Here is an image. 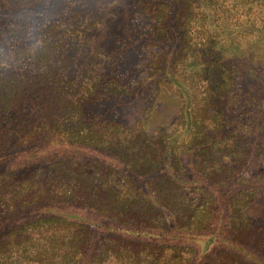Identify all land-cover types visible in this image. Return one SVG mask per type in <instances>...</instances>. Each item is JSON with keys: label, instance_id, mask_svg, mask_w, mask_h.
Instances as JSON below:
<instances>
[{"label": "trees", "instance_id": "obj_1", "mask_svg": "<svg viewBox=\"0 0 264 264\" xmlns=\"http://www.w3.org/2000/svg\"><path fill=\"white\" fill-rule=\"evenodd\" d=\"M150 1L156 3L154 4L156 9H161L164 13L163 22L156 27L158 31L155 29L156 35H168L177 31L185 44L189 40L184 39L186 36L193 37L192 34L195 35V47L193 42H190L188 44L191 46L188 49L181 45L174 47L173 52L171 49L172 57L165 62L163 69V73L170 83L178 86L182 91L183 106L179 116L182 130L179 133L172 130L169 134L171 129L164 126L151 130L150 126H145L143 123L144 119L138 120L135 125H130L119 118L117 113L120 112V109L115 110L114 114L108 113L111 112L110 109H105L101 113L93 110L90 106L99 104L105 97L117 98L120 92L122 94L126 91L130 92L131 86H143L148 78L144 77L143 81L128 86V82L124 81L125 78L119 79L118 72L110 70L104 77L103 87L100 89L98 88L100 76L82 80L73 72L67 75L63 70L71 71L75 67L74 60L81 52L84 43L75 42L74 46H77L75 52H71V49L65 45L55 43L53 38L59 35L60 31L57 32L56 28H59L60 24L51 23L41 42L33 44L30 42L33 32L29 30L28 26H25L28 19L27 14L32 12L28 10L25 11L27 18L23 17L24 15L23 18H13L11 26L0 31L2 43H5V53L13 59L9 65H15L10 68L9 73L3 71L4 67L0 68V261L20 264L21 252H24L23 256L26 258L39 255L40 250L33 240L38 242L41 237L46 241L47 234L44 231L49 227L72 225L93 228L101 225L107 231H113L122 224L121 228L128 227V230L135 228L145 230L149 233L148 238L160 239L164 234L167 238L163 243H166L167 248L174 247L168 246V243L183 245L188 242V247L193 250V246L203 243L201 250H197L196 257L194 259L192 257V264H200L210 251L209 248L216 244V240L224 245V249L218 252L216 258L222 255L225 258L235 256L241 260V264H264V230L250 215L256 203L250 204V202L255 194H259L258 186L263 184L260 178H264V175H256L251 177L250 181L241 182L242 230L241 243H239V240H227L222 236H217V230L210 232L212 234L206 233L210 231L211 218L217 209L216 191L223 186L213 184V189L203 183V180H187L179 172V168H183V148L207 154L211 148H214L213 146L221 147V144L226 141L224 137L220 136L218 140H215L216 142L213 139L209 140L211 127L208 124V119L211 118V113L203 108L202 97L198 90L199 85H204L203 82L208 79L206 75L209 64L207 58H203V55L208 53L206 52L207 46L210 45L211 51L215 52L216 56L223 53L218 59L225 58L228 54L239 55L241 59L236 65L231 59V65L226 61L219 65L221 70L215 74L218 77L216 83L218 88L216 90L209 89L210 93L213 91L217 95L219 91H225L222 85L227 88L226 84L228 83L226 82L232 76L229 73L231 72L230 68L241 74V90L244 78L255 79L263 85L261 73L264 72V14H261L263 13L261 7H264V0H229L233 1L232 4L235 6L241 4L240 8L237 7L241 15L240 23L237 27L235 26L239 29L238 33H235L234 26L230 22L223 30H220L222 26L217 14L211 11L214 8L223 9L224 0L220 2L198 0V4L196 0ZM180 2L181 8L189 5V10H181L183 13L181 16L184 19L177 26H172V15L169 16V12L173 6ZM206 6L212 8L208 10ZM257 8L261 12L257 11ZM199 12L206 14L205 20L197 19L196 13ZM209 12L213 15V19L209 18ZM260 14L261 16H259ZM72 20V17L63 19L65 29L62 35L69 37L78 32V30L72 29ZM200 28L204 30V34L199 33ZM228 30L229 35L225 40L217 38L223 37ZM20 37L27 38V46L19 48L25 55L19 60L20 51L14 43H17V38L19 40ZM212 37L214 38L212 39ZM236 37H241V40ZM10 38L11 41H9ZM1 46L3 48V45ZM180 59L183 63L189 60L193 73L180 77V73L173 70L171 66H177ZM196 68L200 71L197 72ZM205 90L202 88L200 93ZM205 98H208V95ZM255 106L262 108L260 113L264 110V94L259 99L254 94L248 97L241 92V115L250 117L256 112ZM218 108L220 109V107ZM217 115L219 114L217 113ZM262 117L263 121L256 120L253 123L254 129L250 128L248 131V134L253 131V136H248L241 142V175L247 174L248 170L252 172V165L256 161L263 159L264 167V158L256 152L259 146L263 145L260 135L264 134V113ZM184 132L189 134V141L183 140L178 143L176 137ZM137 138L138 140H136ZM134 140L136 141L133 148L139 153L138 156H141V151H144L146 147L155 151L153 154L144 153L151 163V168L146 176L165 177L171 184L169 193L173 190L170 195H164V192L159 190L154 191L150 185L142 187L134 185V182L126 175L112 173L115 167L106 162L105 164L90 158V161L93 160L95 165L102 168L104 173H100L99 176L95 170L81 169L80 164L75 163L82 157L88 160L89 157L86 154L92 150L118 157L115 150L116 145L123 146L132 143L131 141L134 142ZM42 145L52 151L47 152L48 154L43 153L46 158L41 159V162H44L42 166L34 165L32 161L38 154L24 153L34 146ZM65 150H69V152H64ZM151 156H153L152 159H150ZM225 156L232 157L233 153L226 147L220 148L218 158L224 160ZM205 157V159H209L213 158V155H210L209 158L207 155ZM146 158L143 156L139 164L146 163L148 161ZM80 162L87 164L84 160H80ZM132 165L130 162L129 166L132 167ZM45 171L46 174H44ZM84 171L87 175L86 180H77L76 183L70 184V179L76 181L80 172ZM232 171L233 169L228 172L229 176L231 173L233 175ZM58 174L65 176L64 183L68 189H74L73 194L77 199H84L86 204L93 203L95 205L94 209H87L91 214L81 221L72 219L63 212L42 213L32 219H24L23 222L13 220L19 214L12 215V212L36 204L84 208L82 205L84 203L60 202L65 194L67 197V188L60 194L48 192L46 183L53 182L52 177ZM96 176L103 177V181L95 183ZM107 177L108 179H106ZM41 181L46 183H39ZM91 187L95 189L91 190L90 195L85 194ZM194 187L202 190L204 196L196 206L193 201L189 204L190 210L188 211L192 215L182 220L180 212L183 209L182 206L177 205L174 193L177 190L182 192V190L194 189ZM203 187L204 189H202ZM124 188L128 192L126 190L127 193L121 196ZM116 195H120L119 200ZM140 198H144V200L139 202ZM233 203L231 201L228 206ZM153 211L163 219L164 226L148 222L150 218H153ZM198 213L206 216L205 224L198 223L199 218L196 216ZM94 217L103 218V220H101L102 222L96 221ZM6 221L12 224L9 227L5 226ZM117 222L121 224H117ZM36 229H38V236L34 237L31 234ZM20 233H22L20 235L22 237L18 236ZM126 234L131 235L132 231H127ZM38 244L41 243L38 242ZM76 252V250L68 249L61 257L64 262L74 261ZM47 258L49 257L47 256ZM216 258L208 259L203 264L208 262L222 264L219 259L214 261Z\"/></svg>", "mask_w": 264, "mask_h": 264}, {"label": "rangeland", "instance_id": "obj_2", "mask_svg": "<svg viewBox=\"0 0 264 264\" xmlns=\"http://www.w3.org/2000/svg\"><path fill=\"white\" fill-rule=\"evenodd\" d=\"M196 1L198 4V0ZM217 1L220 2L221 0H214V2ZM224 1L223 9L214 8L211 11L217 14V18L222 26L220 30H223L228 22H230L234 26L233 30L235 33H238L239 29L236 27L240 23L241 15L237 7L240 8L241 4H236L235 6L232 4L233 1ZM154 4L156 3L150 0H0V31L11 26L13 18H27L28 15L25 26H28L29 30L33 32V38L30 42L37 44L46 36V30L51 23L60 24V27L56 28L57 32L60 31L59 35L53 38L55 43L69 47L71 52H75V47H77L74 46L75 42L80 41L84 43L81 47V52L77 54V58L74 60L75 67L71 71L63 70L67 75L73 72L77 77L82 78V80L100 76L98 83V88L100 89L103 87L102 82H104V77L107 76L110 70H116L119 74V79L123 80L125 78L124 81L126 83L128 82V86L143 81L144 77L148 78V81L143 86H131L132 88H128L130 92L126 91L123 94L120 92L117 98L105 97L99 104L90 106L93 110L101 113L105 109H110L111 112L109 111L108 113H113L115 110L120 109V112L117 113L119 114V118L130 125H135L138 120L144 119L143 123L145 126H150L151 130L155 127L164 126L165 128L171 129L169 134L172 130L179 133L182 130V123L179 117L183 106L182 91L178 86L170 83L163 73V69L165 62L172 57L171 49L173 52L174 47L177 45L184 46V48L188 49L191 46L188 43L193 42L194 45L195 35L192 34L193 37L186 36L184 39H189L186 44L177 31H173L168 35H156V31H158L156 27L159 23L163 22L164 13L161 9L157 10ZM211 8L210 6H206L208 10ZM261 8L263 9V13L261 14H264V7ZM28 10L32 12L25 16V11ZM181 10H189V5L181 8L180 2L170 9L169 16L172 15V26H177L184 19L181 16L183 14ZM256 10L261 12L259 8ZM71 17L73 18L71 21L73 24L72 29L78 30V32L68 37L67 35H62L65 29L63 19H69ZM196 17L202 21V19L205 20L206 14L199 12L196 13ZM209 18L213 19L211 13ZM199 33L204 34L205 32L200 28ZM228 35L229 30L223 37L217 38L225 40ZM236 38L241 40V37ZM0 39V68L4 67L3 71L9 73L10 68H13L15 65H9L13 59L5 53V43H2V38ZM9 41H11V38ZM1 45H3V48ZM14 45H17L20 51L18 59L20 60L22 57H25L19 48L27 46V38L23 39L20 37L19 40L17 38V43H14ZM210 48V45H208L206 48V52L208 53L203 55V58H207L209 64L208 74L206 75L208 79L203 82L205 83L204 85H199L200 88L198 90L202 97L201 104H203V108H206L208 110L207 112L211 113V118L208 119V124L211 127L209 140L213 139L216 142L215 140H218L220 136L224 137L226 141L224 144H221V147L213 146L214 148H211L207 154L188 151L183 148V168H179V172L187 180H203V183L212 188L213 184L223 186L219 187L218 191H216L215 204L217 205V209L211 218L210 231L206 233L217 230V236H222L227 240H239V243H241V182L250 181L251 177H255L256 175H264L263 159L256 161L257 163L254 162L252 172L248 170L247 174L241 175V142L247 139L248 136H253V131L249 134L248 131L250 128L254 129L253 123L256 120H259V122L263 121L262 116L264 113V110L260 113L262 110L261 107L255 106L256 112L250 117L241 115V92L248 97L254 94L261 99L264 94V72L261 73L263 76V85L255 79L244 78L241 90V74H238L235 69L230 68L231 72L229 73L232 76L226 82L228 83L226 84L227 88L225 85H222L225 91L220 89L223 91H219L217 95L213 91L210 93L209 89L216 90L218 88L216 84L218 77L215 74L221 70L219 65L224 64V61L231 65L230 59L234 65L239 64L241 61L240 56L234 54H228L225 58L218 59L223 53H219L216 56L215 52L213 53ZM171 67L176 73H180V77L193 73V68L190 66L189 60L183 63L180 59L177 66L172 65ZM196 71L199 72L200 70L196 68ZM194 75L197 76L198 74ZM202 88L206 90L200 93ZM207 95L208 98L204 99ZM260 136H262L263 145L259 146L256 152L264 158V134ZM184 137L186 138L184 139ZM176 139L178 143H181L183 140L189 141L190 137L188 133L184 132L178 134ZM136 140L123 146L116 145L115 150L119 158L106 155L101 151L97 152L92 150L88 152L89 154H86L89 157L88 160H85L80 155L82 157L80 160H84L87 164L81 163L80 160L75 161V163L80 164L81 169L87 170L88 168L95 170L99 176L100 173L104 172L102 168L94 164L93 160L90 161V158L104 163L106 162L115 167L112 173L126 175L134 182V185L139 187L150 185L154 188L152 190H159L164 192V195H170L173 190L169 193L171 184L167 182L165 177L146 176L148 170L151 168V163L145 157L146 155L144 153L153 154L155 151L150 150L144 145L146 147L145 150L141 151V156H138L139 153L133 148ZM225 147L231 150L233 156H225L224 160L219 159L220 148ZM69 150H65L64 152H69ZM50 151L52 150L42 145L34 146L24 154H38L32 162L34 165L38 164L42 166L44 162L42 163L41 159L46 158L43 153L48 154L47 152ZM206 155L208 158L210 155H213V158L205 159ZM143 156L148 161L139 164ZM152 158L153 156L150 157V159ZM130 162L133 164L132 167L129 166ZM62 167L65 166L62 165ZM231 169H233V175L231 173L229 176L228 172ZM85 172H80L81 174H79V178L76 181L69 178L70 184L76 183L77 180H86L87 175ZM44 174H46V171ZM98 176L94 179L95 183L103 181V177L99 178ZM114 176L116 177L115 174ZM65 179V176L58 174L52 177L53 182L49 181V183H46L41 181L39 183H46L48 192L60 194L61 191L64 192L67 188L64 183ZM260 181L263 184L258 186L259 194H255L253 200L250 202V204L256 202L250 215L256 221L257 225H261L264 230V178H260ZM206 185L204 186L206 187ZM125 188L121 196L128 192L127 189L126 192ZM93 189L95 188L91 187L85 194L90 195ZM73 190V188L71 190L67 188V197L65 194V197L60 202L68 204L72 202L75 204L84 203L82 204L84 208L66 207L64 205L56 207L53 204L42 206L36 204L12 212V215L19 214L13 220L23 222L24 219H32V217L42 213L47 214L52 212H63V214L77 221L84 220V218L91 214L88 210H92L91 208L95 205L93 203L86 204V200L84 199H77L73 194ZM117 196L116 198L119 200L120 195ZM203 196L202 190L196 189L195 187L194 189L182 190V192L179 190L175 191V201L183 209L180 212V215H182L180 219L184 220L190 217L192 213L188 211L190 210L189 204L193 201V204L196 206L201 202ZM230 197L231 199H229ZM143 200L144 198H140L138 201L142 202ZM231 201L234 203L228 206ZM176 209L178 210L177 207ZM152 215L153 218H150L148 222H152L158 226L165 225L159 214H155L153 211ZM196 216L199 218L198 223H206L204 220L206 216L204 214L199 215L198 213ZM94 218L96 221L103 220V218ZM11 224L6 221L5 226L9 227ZM117 224L121 223L117 222ZM121 225H118L119 228L113 231H107L101 225L100 227L93 228L89 226L82 228L72 225L68 227L59 226L57 228L49 227L44 231L47 234L46 241L41 237H39L40 241H38L41 244L33 240L35 245H38L37 248L40 250V254L26 258L23 256L24 252H21L20 264H192V257L193 259L196 257L197 250H201L203 244H196L193 246V250L188 247V242L183 245L181 243H179L180 245L168 243V246L174 247L167 248L166 243H163L167 237L163 233L160 239L148 238L149 233L145 230L137 228L128 230V227L121 228ZM127 231H132V236L126 234ZM20 235L22 233L18 235L22 237ZM31 235L37 237L38 229L33 230ZM35 245L29 246L36 247ZM223 246L222 243L216 240V244L209 248L210 251L200 264H203L208 259L216 258L218 252L224 249ZM68 249L77 251L76 260L64 262L61 255ZM217 259L222 261V264H241V260L235 256L227 258L223 255L217 256L214 261ZM0 264L10 263L0 261ZM207 264H213V262H208Z\"/></svg>", "mask_w": 264, "mask_h": 264}]
</instances>
